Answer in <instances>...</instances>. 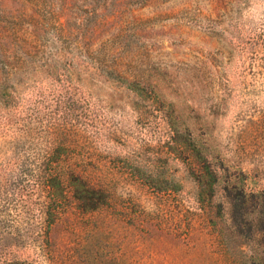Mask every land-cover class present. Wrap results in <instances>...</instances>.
Segmentation results:
<instances>
[{"label": "rangeland", "instance_id": "rangeland-1", "mask_svg": "<svg viewBox=\"0 0 264 264\" xmlns=\"http://www.w3.org/2000/svg\"><path fill=\"white\" fill-rule=\"evenodd\" d=\"M50 166L108 203L67 193L44 256L10 232H40ZM14 259L264 264V0H0V264Z\"/></svg>", "mask_w": 264, "mask_h": 264}, {"label": "trees", "instance_id": "trees-1", "mask_svg": "<svg viewBox=\"0 0 264 264\" xmlns=\"http://www.w3.org/2000/svg\"><path fill=\"white\" fill-rule=\"evenodd\" d=\"M49 161H55L50 158ZM67 178L65 179V176ZM68 181L69 185L65 182ZM39 185H41L42 193L45 199L39 205L43 212V219L40 220V232L38 235H24L18 233L16 230L10 232V238L15 246L28 244L29 241L33 242L40 252L45 256L52 254L54 249L51 229L62 220V214L67 203V193L73 199L75 207L84 212H95L100 210L108 203L107 192L96 186H92L80 174L72 171H63L57 167H48L44 170ZM47 259V256H46ZM9 264H32L27 260L14 259Z\"/></svg>", "mask_w": 264, "mask_h": 264}]
</instances>
